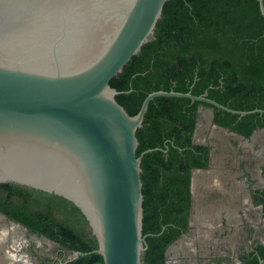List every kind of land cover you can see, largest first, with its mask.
<instances>
[{"label":"water","instance_id":"1","mask_svg":"<svg viewBox=\"0 0 264 264\" xmlns=\"http://www.w3.org/2000/svg\"><path fill=\"white\" fill-rule=\"evenodd\" d=\"M167 1L0 0V184L26 186L75 205L97 240L92 253L103 264H142L147 235L142 234L141 159L161 149L137 157L136 132L154 98L210 105H200L198 114L205 112L213 129L244 144L264 132L244 138L214 124L213 108L239 117L263 111L232 110L206 92H151L133 116L116 101L119 92L109 82L153 38ZM258 7L264 18L263 0ZM201 126L198 119L192 142L207 145L197 140ZM206 170L191 172L193 201L196 177ZM189 224L200 225L194 213ZM187 238L185 233L172 243L166 259ZM30 240L50 251L61 248L0 213V264H39L27 251ZM66 252L59 264L87 255Z\"/></svg>","mask_w":264,"mask_h":264},{"label":"trees","instance_id":"2","mask_svg":"<svg viewBox=\"0 0 264 264\" xmlns=\"http://www.w3.org/2000/svg\"><path fill=\"white\" fill-rule=\"evenodd\" d=\"M264 4V0H263ZM116 101L133 116L155 91L191 92L236 111L263 113L238 117L213 108V123L248 138L264 128V18L258 0H168L153 38L109 82ZM188 99L157 97L136 132L141 159L143 228L147 235L142 264H166L167 248L187 233L191 172L206 169L209 147L193 144L198 107ZM166 150V151H164ZM264 172V166L262 168ZM256 204L264 215V190ZM0 213L30 233L63 249L78 251L70 264H103L92 252L97 240L81 211L68 200L13 183L0 184ZM264 246L241 257L258 264Z\"/></svg>","mask_w":264,"mask_h":264},{"label":"flooded vegetation","instance_id":"3","mask_svg":"<svg viewBox=\"0 0 264 264\" xmlns=\"http://www.w3.org/2000/svg\"><path fill=\"white\" fill-rule=\"evenodd\" d=\"M199 119H203V115L200 114ZM220 135L222 134L220 133ZM257 135L247 143L250 144V148H244L235 141L237 139H231L235 149L230 151V159L221 162L225 161L227 169L234 168L236 171L219 170L218 165L221 162L216 159L215 147L211 146L210 142L205 145L209 147L207 170L203 169L206 170L204 174L207 175L205 180L216 176V182L219 181L223 188L215 189L212 192L213 196L207 194L208 196L204 200H210L211 203L202 206V208L191 199L189 220L190 214L194 213L197 222L199 219L201 224L198 222L199 226L190 227L188 222V238L183 241L180 250H175L174 254L172 252V256L180 254L181 261H184L185 257L196 260L197 264L201 262L235 264L232 257L229 256L230 249L228 245L230 244L229 241L240 238L237 244L241 243L242 239L243 248L237 250L236 258L240 261V264H244L240 260L241 257L251 253L255 254L258 245L264 246V241L256 239L255 236L256 224H258L255 217L264 219L262 206L256 204L257 192L264 190V172L262 171L264 166V141L259 142ZM210 151H213L212 156H210ZM230 160H232V163ZM205 192L208 193L210 190L207 189ZM193 204L194 209L192 208ZM254 209H256L257 214L254 213ZM206 223H209L208 229ZM26 237L29 239V235ZM43 245H40L36 240H30L27 249L33 257L40 261L39 264H59L58 260L64 261L67 258V252L62 247L60 249L53 248L50 251V254L54 255L55 258L48 257L43 251ZM220 247L223 248L224 252L220 250ZM169 261L167 258L166 264H169Z\"/></svg>","mask_w":264,"mask_h":264},{"label":"rangeland","instance_id":"4","mask_svg":"<svg viewBox=\"0 0 264 264\" xmlns=\"http://www.w3.org/2000/svg\"><path fill=\"white\" fill-rule=\"evenodd\" d=\"M201 122H202V126L197 133V140L201 143L202 142H204V143L210 142L215 147V150L217 152V154L215 156H216V159H218L217 160L218 162L219 161L221 162L222 160H225V159H230V155H229L230 151H233L235 149V146L232 143L231 139L235 140L236 138L229 136L227 134H224V133L218 131L217 129H213L211 124L208 123V116L205 112L203 115V119H201ZM220 133L222 135H220ZM257 137H258L259 142L264 141V132L258 133ZM235 141H237V143H239V145L243 146L244 148H250L251 147V146L249 147L250 144H244L243 141H240L238 139ZM232 160H230V162ZM223 162H221L220 164L218 163L219 164L218 169L221 171L226 170L228 168V167H226L227 163H225V161H223ZM227 170H228V172H230V170L236 171L234 168L227 169ZM206 176H207L206 174H198L196 177V184H195V188H194V190H195L194 201L196 203H198V206H200V208H202V206H205L208 203L209 204L211 203V202H209L210 200H208V201L204 200L208 195L213 196L214 194L212 192L215 191V189H222L223 188L221 183H219V181L216 182V179H215L216 176L213 177L214 179L211 177L209 180H207V179L205 180ZM207 189H209L210 192H208V193L205 192ZM209 193H211V194H209ZM256 209H254L255 214H257ZM255 220L258 223V224H256V235H255L256 239H259L260 241H264V219L259 218V217H255ZM194 226H196V225H194ZM238 240H240V238H238L237 240L236 239L231 240V241H229L230 244L228 245V247L230 249V251H229L230 255L229 256L232 257L233 262L235 264H240L238 259L236 258V255H237L236 252H237V250L239 251L243 248L242 239H241V243L239 242L237 244ZM220 250L223 251V248L220 247ZM43 251L47 255H50V250H49L48 246L43 245ZM174 251L175 250H172L173 254H174ZM172 252H170V254H169L170 258L168 257V260H170L169 264H197L196 260H190V258H185V257H184V261H181L182 258H179L180 254H175L174 256H172L173 255ZM184 256H185V253H184ZM200 264H208V263L201 262Z\"/></svg>","mask_w":264,"mask_h":264},{"label":"bare ground","instance_id":"5","mask_svg":"<svg viewBox=\"0 0 264 264\" xmlns=\"http://www.w3.org/2000/svg\"><path fill=\"white\" fill-rule=\"evenodd\" d=\"M227 194V193H226ZM211 219V218H210ZM198 222L201 224V221L198 219ZM200 230V229H199ZM204 230V229H203Z\"/></svg>","mask_w":264,"mask_h":264},{"label":"crops","instance_id":"6","mask_svg":"<svg viewBox=\"0 0 264 264\" xmlns=\"http://www.w3.org/2000/svg\"><path fill=\"white\" fill-rule=\"evenodd\" d=\"M218 218H220V217H218ZM203 257H205V256L203 255Z\"/></svg>","mask_w":264,"mask_h":264}]
</instances>
